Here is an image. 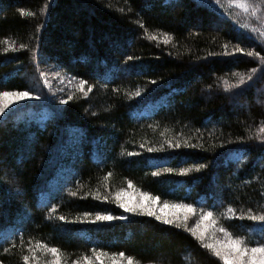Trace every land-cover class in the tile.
Wrapping results in <instances>:
<instances>
[{"label":"trees","instance_id":"1","mask_svg":"<svg viewBox=\"0 0 264 264\" xmlns=\"http://www.w3.org/2000/svg\"><path fill=\"white\" fill-rule=\"evenodd\" d=\"M36 56L88 92L0 123V264H34L42 245L65 264H223L189 227L111 202L129 181L264 244L248 219L264 214V0H0V92L43 90ZM98 213L117 219L86 221Z\"/></svg>","mask_w":264,"mask_h":264},{"label":"rangeland","instance_id":"2","mask_svg":"<svg viewBox=\"0 0 264 264\" xmlns=\"http://www.w3.org/2000/svg\"><path fill=\"white\" fill-rule=\"evenodd\" d=\"M46 61V60H45ZM41 63L40 59L36 58L34 59L33 64L31 65V71L29 72V79L31 81L37 82L39 86H45V88L41 91H39L38 94H32L30 98H24L18 101H14L12 104H9L8 108L5 109L3 114H0V123L3 121L5 117H7L9 114H11L9 111L26 102H32V101H39L42 100V96L44 93L49 95L51 98L49 100L58 99V103H61V101H64L67 96H72L75 93L81 91L83 93L88 92V88H85L83 85V90H81V84L76 83L73 79H71L69 76L63 75L62 71L58 69L57 66H54L53 64H49V62ZM4 92V91H3ZM14 92V91H9ZM38 97V99H37ZM7 98H0V102H3ZM62 105V104H61ZM120 193V202H123L129 206H135L137 202H142L147 204L148 203V197H152L150 195H145L144 193H141L140 191L136 190L132 185L131 187L126 185L125 187H120L116 190H109L108 196L110 198V201L114 202L120 207V203L117 202L116 194ZM167 204L168 207H164V205ZM173 205L176 204H169L160 202L158 199H156L151 207L152 209L159 215L166 216L169 219H173L175 221V225L179 224L183 227H189L190 229H193L197 226V223L200 224V229H205V238L203 243H212L214 240L224 241L226 240V236L224 233L220 232L219 229L222 228L216 219L212 217L216 221L214 226L209 225L208 220L201 221V214L203 211L197 210L195 208L193 212H189L187 209L183 207H173ZM121 208V207H120ZM128 214L133 215H144L149 216L146 213L138 210L136 212H128L125 208H121ZM126 216V215H125ZM187 216V220H184V217ZM95 216H92L90 218H87L86 221L89 223L94 224H102V223H110L115 221L117 218L113 217L112 220H105V221H98L95 219ZM121 218V217H118ZM199 240V239H198ZM200 241V240H199ZM44 250L43 248H40L39 251ZM48 252L47 249L42 252L43 257L37 258L36 261H34V264H39L38 260H40V263L43 264H51V262L55 259V257L50 254L49 256H45L44 253ZM40 253V252H38ZM38 255H35L37 257ZM99 256L100 259L97 260L96 257ZM60 257V264H65L66 260L59 254ZM88 259L92 262V264H113L115 261V264H127V259L124 257H112L107 256L103 254H95L92 257H88ZM79 264H86L85 259H82ZM135 264H138L135 262Z\"/></svg>","mask_w":264,"mask_h":264},{"label":"snow or ice","instance_id":"3","mask_svg":"<svg viewBox=\"0 0 264 264\" xmlns=\"http://www.w3.org/2000/svg\"><path fill=\"white\" fill-rule=\"evenodd\" d=\"M246 10L248 8H253L255 11L259 5H252V4H244L242 5ZM21 14H23V10H20ZM23 47V45L21 46ZM7 51V49H5ZM239 52H243L244 49H237ZM249 56L253 55L252 52L248 53ZM258 55V54H256ZM251 79V77H249ZM85 81H81V90H83V85L85 84ZM153 83H155L153 81ZM240 84L244 83V80L241 79ZM31 93L28 91H14V92H9V91H4L0 92V98H7L3 100V102H0V114H3L5 109L8 108L9 104H12L14 101H18L24 98H30ZM139 95V93H137ZM72 97H69L68 99H71ZM38 99V97H37ZM61 103H67V101H61ZM260 132H264V127L260 128ZM259 139L264 140V136L259 137ZM171 146L178 147L179 145H173L171 141L168 142ZM151 150V149H150ZM204 167V165H198L197 170L199 168ZM168 171H171V169H168ZM182 172H187L189 171L188 169H181ZM110 175V174H109ZM129 186L131 187V181H129ZM75 195V194H73ZM147 195V194H145ZM107 199V197H105ZM116 199L117 202L120 203L121 208H125L126 211L128 212H136L138 210L146 213L149 216H154L156 220L158 221H163L165 224H174L175 221L173 219H169L166 216L159 215L157 214L151 207L152 203L158 199L156 197H148V203H142V202H137L135 206H129L123 202H120V193L116 194ZM164 207H168L167 204L164 205ZM173 207H183L187 209L189 212H193V206L190 204L187 205H173ZM231 210V209H230ZM86 216L88 215L87 213L85 214ZM213 213L211 211L209 212H203L201 214V221L208 220L210 226H214L216 221L212 219ZM124 217H121L123 219ZM59 220H66V217L60 216L58 217ZM96 220L98 221H105V220H112L113 217L108 214H97L95 217ZM248 219L252 221H258V222H264V214L260 215H250ZM184 220H187V216L184 217ZM177 227H180L179 224H176ZM192 233L193 236H195L197 239H199L204 248H207L211 251V253L219 258L220 260L223 261V264H264V244L261 243H256L255 246H249V242H246L245 238L243 237H233L231 233H229L226 229L220 228L219 231L224 233L226 236V240L224 241H219V240H214L212 243H206L204 244V238H205V229H200V224L199 222L197 223V226L193 229H187ZM39 245V242H38ZM45 249H47L48 252H50L55 259L51 262V264H60V257H59V252L60 250L56 247H48L47 245H42ZM7 251V250H5ZM94 252L96 251L95 249L93 250ZM102 254V253H101ZM117 255V254H114ZM120 257L124 256L123 252L118 253ZM97 260L100 259L99 256L96 257ZM23 260L28 262L29 257L24 256ZM86 264H92V262L88 259V257H85ZM73 264H79V261H74ZM115 264V261L113 262ZM127 264H135V261L133 257L128 256L127 257Z\"/></svg>","mask_w":264,"mask_h":264}]
</instances>
